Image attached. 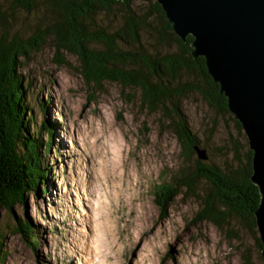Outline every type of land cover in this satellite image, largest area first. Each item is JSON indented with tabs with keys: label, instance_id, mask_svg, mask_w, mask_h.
Here are the masks:
<instances>
[{
	"label": "rangeland",
	"instance_id": "obj_1",
	"mask_svg": "<svg viewBox=\"0 0 264 264\" xmlns=\"http://www.w3.org/2000/svg\"><path fill=\"white\" fill-rule=\"evenodd\" d=\"M43 15L48 18L46 11ZM23 20L14 28L27 37ZM149 44L164 52L153 40ZM53 53L48 40L19 71L28 86L32 132L39 137L42 122L54 127L42 158L50 168L46 192L29 197L25 212L15 210L19 219L25 213L29 218L38 249L34 253L12 235L13 220L3 215V264H101L105 257L106 264H263L255 235L235 224L229 227L232 235L207 222L194 223L199 201L183 191L166 219L159 218L153 190L179 175L184 164L175 137L158 114L142 110L136 90L110 82L88 87L75 57L66 55L67 64L56 66ZM182 109L207 162L225 169L234 146L241 155L248 150L231 114L215 112L195 94ZM41 139H48L45 133ZM197 189L200 200L205 186Z\"/></svg>",
	"mask_w": 264,
	"mask_h": 264
},
{
	"label": "trees",
	"instance_id": "obj_2",
	"mask_svg": "<svg viewBox=\"0 0 264 264\" xmlns=\"http://www.w3.org/2000/svg\"><path fill=\"white\" fill-rule=\"evenodd\" d=\"M44 11L48 13L47 19ZM21 18L26 19L23 21L30 29L27 37L21 34V27L14 28ZM48 40L56 66L66 65L65 57L70 55L77 60L79 76L86 86L100 89L102 83L110 82L122 89L136 90L142 110L158 114L160 122H165L175 137L183 167L179 175L153 190V202L162 221L183 191L184 197L189 195L199 201L194 223L207 222L229 233L233 231L230 225L235 224L255 235L254 243L261 251L254 217L260 196L250 181L251 151L241 155L234 146L232 164L225 169L207 162L208 158L192 160L199 141L189 127L182 102L195 94L215 112H230L219 86L207 72L204 59L192 57V37L183 41L175 35L163 9L154 0H9L3 5L0 2V220L3 215L13 220L12 235L37 252L38 237L29 218L25 213V219H19L15 210L25 212L29 197L46 192L50 168L42 158L49 152L54 127L42 122L39 137L32 132L25 103L28 86L19 71L23 62ZM152 40L164 52L152 48ZM42 112L45 114V107ZM232 121L241 135L240 124L233 116ZM41 132L48 138L45 142ZM201 183L205 191L199 200L197 188ZM4 239L0 232V264L6 259Z\"/></svg>",
	"mask_w": 264,
	"mask_h": 264
},
{
	"label": "water",
	"instance_id": "obj_3",
	"mask_svg": "<svg viewBox=\"0 0 264 264\" xmlns=\"http://www.w3.org/2000/svg\"><path fill=\"white\" fill-rule=\"evenodd\" d=\"M154 1L175 35L183 41L192 37V57L204 59L242 128L252 154L250 181L260 196L254 217L264 264V0ZM194 151L207 160L205 150Z\"/></svg>",
	"mask_w": 264,
	"mask_h": 264
},
{
	"label": "bare ground",
	"instance_id": "obj_4",
	"mask_svg": "<svg viewBox=\"0 0 264 264\" xmlns=\"http://www.w3.org/2000/svg\"><path fill=\"white\" fill-rule=\"evenodd\" d=\"M106 258L107 257H105V259L103 260V262H105L106 261ZM103 262H101V264L103 263ZM108 261H106L105 263H103V264H106Z\"/></svg>",
	"mask_w": 264,
	"mask_h": 264
}]
</instances>
